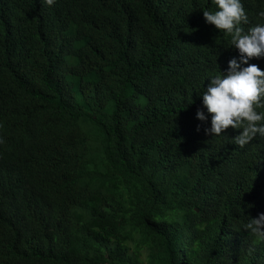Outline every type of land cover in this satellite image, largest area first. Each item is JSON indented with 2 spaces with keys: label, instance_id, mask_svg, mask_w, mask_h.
Wrapping results in <instances>:
<instances>
[{
  "label": "trees",
  "instance_id": "1",
  "mask_svg": "<svg viewBox=\"0 0 264 264\" xmlns=\"http://www.w3.org/2000/svg\"><path fill=\"white\" fill-rule=\"evenodd\" d=\"M242 3L245 30L264 23ZM203 10L0 0V264H264L242 229L264 213V138L196 118L240 58Z\"/></svg>",
  "mask_w": 264,
  "mask_h": 264
},
{
  "label": "clouds",
  "instance_id": "2",
  "mask_svg": "<svg viewBox=\"0 0 264 264\" xmlns=\"http://www.w3.org/2000/svg\"><path fill=\"white\" fill-rule=\"evenodd\" d=\"M44 2L52 5L55 0ZM212 3L217 10H203L206 23L230 37V47L238 49L240 58L229 60L226 73L219 71L207 79L209 83L200 93L206 112L198 110L196 118L207 122L211 116V126L205 131L214 137L229 140L222 135L229 127L242 129L229 141L243 148L256 137L264 138V70L256 64H249L251 58L264 57V23L245 30L243 25L249 23V18L242 0H212ZM258 15L264 17V11ZM242 229L255 242L264 243V213L256 218L249 216Z\"/></svg>",
  "mask_w": 264,
  "mask_h": 264
}]
</instances>
